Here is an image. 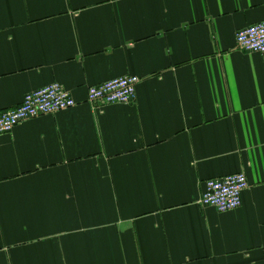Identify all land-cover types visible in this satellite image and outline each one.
<instances>
[{
  "label": "crops",
  "instance_id": "1",
  "mask_svg": "<svg viewBox=\"0 0 264 264\" xmlns=\"http://www.w3.org/2000/svg\"><path fill=\"white\" fill-rule=\"evenodd\" d=\"M264 0H0V111L78 101L0 135V264H264ZM140 77L132 103L89 86ZM245 172L242 205L204 181Z\"/></svg>",
  "mask_w": 264,
  "mask_h": 264
},
{
  "label": "built area",
  "instance_id": "2",
  "mask_svg": "<svg viewBox=\"0 0 264 264\" xmlns=\"http://www.w3.org/2000/svg\"><path fill=\"white\" fill-rule=\"evenodd\" d=\"M237 47L246 52H264V20L236 33ZM140 77L124 74L89 86L87 101L95 104L132 103L137 97ZM78 104L75 97L58 82L28 92L20 105L0 111V135L11 132L19 123L41 115L53 114ZM199 203L225 212L242 205V194L249 187L245 172L230 173L204 181Z\"/></svg>",
  "mask_w": 264,
  "mask_h": 264
}]
</instances>
